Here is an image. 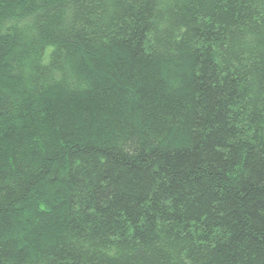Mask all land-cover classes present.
<instances>
[{"label": "trees", "instance_id": "obj_1", "mask_svg": "<svg viewBox=\"0 0 264 264\" xmlns=\"http://www.w3.org/2000/svg\"><path fill=\"white\" fill-rule=\"evenodd\" d=\"M0 264H264V0H0Z\"/></svg>", "mask_w": 264, "mask_h": 264}]
</instances>
